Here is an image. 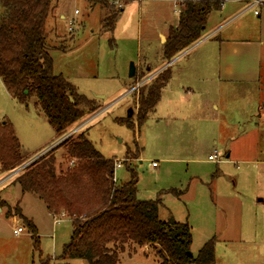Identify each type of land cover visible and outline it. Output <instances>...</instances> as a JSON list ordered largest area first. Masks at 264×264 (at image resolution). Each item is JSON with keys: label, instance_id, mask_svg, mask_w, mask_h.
<instances>
[{"label": "rangeland", "instance_id": "374dc122", "mask_svg": "<svg viewBox=\"0 0 264 264\" xmlns=\"http://www.w3.org/2000/svg\"><path fill=\"white\" fill-rule=\"evenodd\" d=\"M122 3V15L113 32L103 29L106 9L87 0H54L46 21L55 73L100 105L79 129L105 157L125 159L116 169V181L129 180L130 168L136 166L139 198H162L163 219L190 224L194 253L215 237L216 264H264V200L260 201L264 199V82L251 86L218 80L215 36L225 32L212 35L214 39L209 37L168 63L165 42L170 26L178 22L174 3ZM218 10L209 13L204 37L214 32ZM165 60L171 64L170 85L162 93L157 111L139 125L140 86L154 81L150 75ZM132 63L137 70L134 77L129 76ZM35 102L32 97L28 106L19 103L0 77V122L9 119L14 124L27 158L24 165L52 148L58 162L68 164L66 149L60 145L62 137H57ZM119 118L129 119L133 127L119 123ZM128 151L138 152L140 157H127ZM215 151L217 159L209 160ZM239 158L246 161H234ZM154 161L157 168L152 167ZM9 175L0 170V195L6 199L0 212V263L23 256L30 264H41V258L49 264H88L84 259L54 262L72 235L71 220L49 214L46 204L34 194L22 198L20 186L12 183L14 175ZM20 206L35 217L41 254L28 229L14 233L25 226ZM8 213L21 220H13ZM126 247L120 253V264L162 263L150 244Z\"/></svg>", "mask_w": 264, "mask_h": 264}, {"label": "trees", "instance_id": "16d2710c", "mask_svg": "<svg viewBox=\"0 0 264 264\" xmlns=\"http://www.w3.org/2000/svg\"><path fill=\"white\" fill-rule=\"evenodd\" d=\"M106 9L103 29L113 32L123 8L116 0H87ZM130 1V0H121ZM223 0L187 1L182 6L177 26H170L165 42V58L171 61L204 37L209 13L219 9ZM54 0H0V77L7 92L28 106L32 97L48 122L63 137L100 110L95 99L81 94L62 74L55 73L48 42L46 21L54 9ZM171 78L170 66L140 86L137 122L144 124L154 112L162 89ZM117 121L133 127L129 119ZM65 158L58 162L55 148L18 171L12 178L21 192L39 197L51 214L65 213L71 220L72 235L54 259L68 263L84 259L88 264H120V253L127 244L153 246L161 264H216L215 237L206 241L197 253L192 251L190 224L160 216L161 198L138 196L139 173L130 169V179L117 183L115 159L105 157L78 129L64 139ZM138 152L126 156L139 158ZM133 154V156H132ZM22 144L14 124L0 122V170L9 175L24 165ZM6 203L0 199V208ZM8 215H11L8 213ZM32 234L35 250L41 254L37 227L22 213ZM190 252L192 253L190 255ZM42 264H49L46 260Z\"/></svg>", "mask_w": 264, "mask_h": 264}, {"label": "crops", "instance_id": "0c3cea01", "mask_svg": "<svg viewBox=\"0 0 264 264\" xmlns=\"http://www.w3.org/2000/svg\"><path fill=\"white\" fill-rule=\"evenodd\" d=\"M253 3H254L253 0L223 1L222 5L219 8L220 10H218L219 11L218 22L214 25L212 29V31L214 32H212L208 36L203 37L199 42L196 43V45L194 44L188 50V52H190V50H192L195 46H197L202 41L208 39L209 37L212 39L216 37L215 38L217 44L216 68H217L218 80L221 83L231 84V85L245 84L251 86L252 85L258 86L264 82V1L259 5H254ZM256 10H259V14H255ZM61 18H65V15L61 14ZM177 21H179V16L177 18ZM236 22H240V23L234 25ZM222 32L225 33L223 35L217 36L218 35L217 33H222ZM215 34L217 35L215 37H212V35L214 36ZM164 63L165 65L163 66L161 65L150 75L151 78L169 66L171 69L172 63L168 65L169 62L166 63V60ZM171 77H172V71H171ZM171 79L172 78H170V80ZM170 80L163 87L162 93L166 88L169 87ZM133 89L134 88H132V90ZM161 97L158 103L156 104L154 112L157 111V106L161 100ZM231 155L232 154H230L229 156L227 155V157H231ZM195 161L196 160H193V162ZM211 161H215V160H211ZM234 161L245 162L246 160L239 158L238 160L234 159ZM158 166L159 164L156 167L153 166L152 167L157 168ZM135 167L133 166L131 168H135ZM124 182L117 181V183H124ZM138 191H139V182H138ZM25 195L31 197L33 196L32 193H25V194L21 193L22 198L25 197ZM0 198L1 200L6 202V199L1 195ZM22 198L18 200L19 203L23 201ZM263 200H264L263 198L260 199V201ZM20 207L22 209V214L25 217L33 220L38 231L39 227L34 219L35 217L33 216V214L30 215L25 214L24 206H20ZM163 207H164V202L162 207L160 208V216H161V209ZM2 209L3 208H0V212H2ZM49 214L51 213L49 212ZM11 216L13 220H17L19 218L18 216H14V215ZM19 220L21 219L19 218ZM24 227L27 229L26 226ZM42 259L43 258H41V264H42ZM120 261H121V257H120ZM0 264H30V260L29 259L27 260V258L25 259L23 256H15L11 258H5V260L1 261ZM31 264L34 263L32 262Z\"/></svg>", "mask_w": 264, "mask_h": 264}, {"label": "built area", "instance_id": "2783aa9c", "mask_svg": "<svg viewBox=\"0 0 264 264\" xmlns=\"http://www.w3.org/2000/svg\"><path fill=\"white\" fill-rule=\"evenodd\" d=\"M174 3V12H177L178 13V16H180L181 14V11H182V6L184 5L185 2L187 1H200V0H170ZM264 0H253V4L254 5H259L261 3H263ZM123 1L121 0H116L115 1V5H117L119 8H122L123 7ZM223 3V1H222ZM221 3V5H222ZM78 11H76L77 13ZM255 14H259V10H256L255 11ZM71 29V28H70ZM209 159L210 160H216L217 159V151H215L214 153H212L210 156H209ZM125 163V159L124 160H120V159H116L115 160V172H116V169L117 168H120L123 166V164ZM158 165L157 162H152V166L153 167H156ZM53 216H64L65 217V213H60V214H52ZM59 221V217H56V222ZM25 227L22 226V227H18L17 229L14 230V233L16 235H19L20 233H22L24 231Z\"/></svg>", "mask_w": 264, "mask_h": 264}, {"label": "water", "instance_id": "95a60500", "mask_svg": "<svg viewBox=\"0 0 264 264\" xmlns=\"http://www.w3.org/2000/svg\"><path fill=\"white\" fill-rule=\"evenodd\" d=\"M196 45V44H195ZM190 49V48H189ZM188 49V50H189ZM187 50V51H188ZM186 51V52H187ZM185 52V53H186ZM178 58V57H177ZM174 61V59H173ZM172 60L169 62H173ZM136 66L134 65V63L131 64V68H130V72H129V76L130 77H134L136 75ZM132 113V112H131ZM83 124H80L79 126H77L76 128H74L72 131H70L68 134H66L65 136H63L61 139H60V142L63 141L64 139H66L67 137H69L70 135H72L76 130H78ZM43 155V154H42ZM41 156V155H40ZM40 156L36 157L35 159L31 160L30 162L26 163L25 165H22L21 167H19L18 169H16L14 172H12L9 176L11 175H14L15 173H17L18 171L22 170L24 167H26L27 165H29L31 162L35 161L37 158H39ZM192 253L190 252V255Z\"/></svg>", "mask_w": 264, "mask_h": 264}]
</instances>
